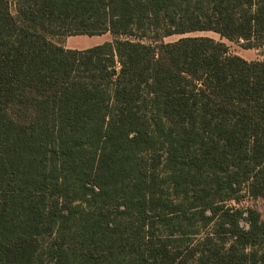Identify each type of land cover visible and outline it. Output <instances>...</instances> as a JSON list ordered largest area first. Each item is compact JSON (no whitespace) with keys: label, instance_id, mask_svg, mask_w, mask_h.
Masks as SVG:
<instances>
[{"label":"trees","instance_id":"obj_1","mask_svg":"<svg viewBox=\"0 0 264 264\" xmlns=\"http://www.w3.org/2000/svg\"><path fill=\"white\" fill-rule=\"evenodd\" d=\"M14 3L0 0V264H264V56L223 40L264 45V0ZM243 191L262 212L226 203Z\"/></svg>","mask_w":264,"mask_h":264},{"label":"rangeland","instance_id":"obj_2","mask_svg":"<svg viewBox=\"0 0 264 264\" xmlns=\"http://www.w3.org/2000/svg\"><path fill=\"white\" fill-rule=\"evenodd\" d=\"M15 0H10L11 2V11L13 13H15ZM192 34H198V35H208L211 36L215 39H220V37L213 32H196V33H192ZM87 35H73L71 37H67V36H62V37H52V40L58 43H65L67 42L69 39H72V41H74V39H86ZM180 35H171L169 37L165 38V41H173L177 38H179ZM94 42H103L105 40L110 39V35L108 33L99 35V36H95L92 38ZM224 42L227 44L228 46V52L230 54H237L243 58H245L246 60L249 61H255V60H260L263 58L264 56V45L259 46V47H251V48H245L243 46H241L238 42H234V41H228L226 39H223ZM241 196L239 198H232L229 201H227L226 203L228 205L234 206V207H238V208H246V207H253L259 211H263V199L261 197L258 198H252L249 195H246L243 192H241ZM208 232H210V229H207ZM204 232L199 233V236L202 235Z\"/></svg>","mask_w":264,"mask_h":264},{"label":"crops","instance_id":"obj_3","mask_svg":"<svg viewBox=\"0 0 264 264\" xmlns=\"http://www.w3.org/2000/svg\"><path fill=\"white\" fill-rule=\"evenodd\" d=\"M73 35H69L67 37H71ZM95 36H99V35H87L86 39H81V40H78V39H74V41H72V39H69L67 42L65 43H61L65 48H69V49H84V48H87V47H90L92 45H95V44H98L99 42H94L93 41V37ZM101 43V42H100Z\"/></svg>","mask_w":264,"mask_h":264}]
</instances>
